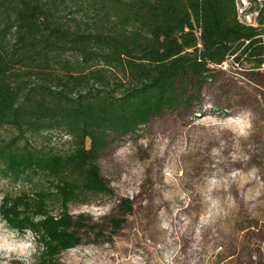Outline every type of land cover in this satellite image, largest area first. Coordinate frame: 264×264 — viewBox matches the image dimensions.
<instances>
[{"label":"trees","instance_id":"trees-1","mask_svg":"<svg viewBox=\"0 0 264 264\" xmlns=\"http://www.w3.org/2000/svg\"><path fill=\"white\" fill-rule=\"evenodd\" d=\"M258 15L241 25L235 0H0V182L18 188L0 219L34 237L33 264L94 229L69 207L111 194L98 161L116 139L191 108L224 62L264 68Z\"/></svg>","mask_w":264,"mask_h":264},{"label":"rangeland","instance_id":"rangeland-1","mask_svg":"<svg viewBox=\"0 0 264 264\" xmlns=\"http://www.w3.org/2000/svg\"><path fill=\"white\" fill-rule=\"evenodd\" d=\"M222 70L191 108L152 118L101 154L111 194L69 207L94 229L58 264H264V68ZM17 189L0 182V201ZM34 255L31 233L0 219V264Z\"/></svg>","mask_w":264,"mask_h":264},{"label":"built area","instance_id":"built-area-1","mask_svg":"<svg viewBox=\"0 0 264 264\" xmlns=\"http://www.w3.org/2000/svg\"><path fill=\"white\" fill-rule=\"evenodd\" d=\"M264 8V0H235V13L238 22L248 28L258 27V17L261 9ZM224 62L221 68H226Z\"/></svg>","mask_w":264,"mask_h":264},{"label":"clouds","instance_id":"clouds-1","mask_svg":"<svg viewBox=\"0 0 264 264\" xmlns=\"http://www.w3.org/2000/svg\"><path fill=\"white\" fill-rule=\"evenodd\" d=\"M25 264H31V262L25 259Z\"/></svg>","mask_w":264,"mask_h":264}]
</instances>
